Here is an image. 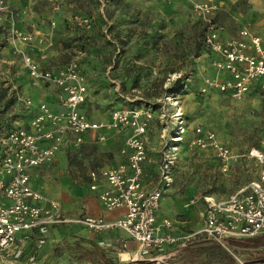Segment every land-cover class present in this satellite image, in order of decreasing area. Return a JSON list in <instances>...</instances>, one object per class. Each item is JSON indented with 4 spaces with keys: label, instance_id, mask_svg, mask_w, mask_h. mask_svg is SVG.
I'll list each match as a JSON object with an SVG mask.
<instances>
[{
    "label": "rangeland",
    "instance_id": "rangeland-1",
    "mask_svg": "<svg viewBox=\"0 0 264 264\" xmlns=\"http://www.w3.org/2000/svg\"><path fill=\"white\" fill-rule=\"evenodd\" d=\"M10 2L17 8L18 27L31 32L33 40L29 43V53L26 44L9 41L6 28L0 27V119L12 117L21 121L30 111L24 102L28 72L23 53L17 48L37 62L45 61L43 64L58 63L68 54L70 59L82 60L97 77L87 105L91 113L108 118L121 107L114 91L123 87L133 95V102L141 101L139 108L151 110L154 120L149 135L154 141L158 135H175L180 124L186 126L174 182L182 206L183 195L200 191L225 194L232 186L259 176L262 166L249 158H243L241 166L231 169L234 178L219 173L215 158L206 156L191 143L193 127L201 125L241 154L260 145L264 134V81L242 99H234L215 88L203 91L206 79L223 75L214 65L217 55L198 47L203 25L197 22V17L206 24L190 1L173 6L159 0ZM215 2L216 8L209 17L224 28L225 39L238 38L247 29L264 44V0ZM187 3L192 5L194 13L187 10ZM59 4L62 13L58 11ZM105 75H111L110 85L104 86ZM180 77H183L182 85L175 87ZM31 84H34L32 79ZM171 87L174 92L169 90ZM102 139L109 141V137ZM101 141L68 153L66 164L60 161L49 171L47 176L54 184L53 189H59L65 199H80L89 193L90 186L92 189L93 175L98 171L95 163L117 148H107ZM154 143L155 151L160 149L158 140ZM148 148L151 151L149 145ZM79 237L83 236L65 240L62 250L57 252L66 255L64 264H101L92 254V246L82 243ZM39 249L23 252L19 257L9 256L1 264H13L12 260L24 258V264H40ZM179 252L163 260L164 263L192 264L183 258L185 255H177Z\"/></svg>",
    "mask_w": 264,
    "mask_h": 264
},
{
    "label": "built area",
    "instance_id": "built-area-1",
    "mask_svg": "<svg viewBox=\"0 0 264 264\" xmlns=\"http://www.w3.org/2000/svg\"><path fill=\"white\" fill-rule=\"evenodd\" d=\"M164 1L172 3L176 0ZM188 1L205 20V47L217 55L214 65L223 75L218 79H206L203 91L215 88L234 99H242L251 91L255 80L264 81L261 38L243 29L240 37L225 39L224 28L209 17L216 8L215 0ZM0 27L6 28L7 39L11 42L28 44L33 40L31 32L18 27L17 8L10 0H0ZM17 50L23 53L34 83L53 86L64 93L61 102L65 110L56 113L44 103L27 125L16 121L7 127L0 124V196L9 200L7 204L0 202V256L19 257L34 241L37 247H42L52 228L68 224H77L96 234L123 231L137 241V259L158 264H165L163 260L202 236L232 252L230 239L264 234V134L259 146L241 154L201 125L193 127L192 145L200 152H211L220 173L232 176V162L243 158L254 159L262 169L257 178L239 184L225 194L204 192L199 198H192L190 204L199 200L205 204L202 226L191 233L174 234L173 220L168 217L160 220L159 211L164 194L175 182L186 126L180 124L175 135H162L157 184L148 189L144 181L145 164L149 160V131L154 120L151 110L124 106L113 111L108 121L93 120L83 109L88 87L77 59L48 67L42 66L23 49ZM103 129L131 131L121 149L124 162L100 169L92 181L93 189L100 181L107 184L99 193L105 209L124 208L125 213L113 220L90 215L69 217L58 201L32 187L31 171L53 163L63 146L71 143L79 147L89 131Z\"/></svg>",
    "mask_w": 264,
    "mask_h": 264
},
{
    "label": "crops",
    "instance_id": "crops-1",
    "mask_svg": "<svg viewBox=\"0 0 264 264\" xmlns=\"http://www.w3.org/2000/svg\"><path fill=\"white\" fill-rule=\"evenodd\" d=\"M25 46H26V51H29L30 53L31 47L29 48V43L26 44ZM44 62L45 61L39 63L43 66L45 65L43 64ZM27 72H28L27 78L29 81V86H27L26 88L27 92L26 95L24 96V98H26L24 102L27 103L28 100L31 101V104H25V106L30 111H29V115L23 118L21 121H19L18 119L15 121L22 125H27L30 122V120L40 112L39 106L44 103L47 104L48 107L53 112L59 113L64 111L65 108L61 102L64 93L61 92L58 88H55L53 86H48L43 83H34L33 80L32 82L34 84H31V77L29 75L28 69ZM261 81H262L261 79L255 80L252 85L251 91L247 95L258 89L259 83H261ZM90 118H92L93 120L108 121L111 118V114L108 118H100L94 113L90 112ZM130 132L131 131L128 129L121 131L112 130V129L89 131L85 135V141L81 146L76 147L73 144L69 143L63 146V148L57 153V156L53 161V163L33 169L31 171L32 187L37 191H39L40 193H42L47 198L58 201L62 207L63 212L72 218L81 215H90L95 217H103L107 220H113L117 217L122 216L125 213L124 208L111 210V211L107 210L102 205L99 199L100 191L104 190L107 187L105 181H100V184L96 189L93 188L91 189L90 186L89 193L82 195L80 199L74 198L71 200L70 198L65 199L64 194H62V192H60L59 189L56 190L53 189L54 184L49 181L47 175L50 170H53L54 165H56L60 161H62L63 164H66L67 161L66 157L68 153L72 151L78 152L81 150L82 147H85L86 145L98 144L100 140H102L101 142H103L104 146L107 148H110V146H117V148L114 151V153H110L106 158L97 161L95 163V169L99 171L102 168L116 167L120 163L124 162V157L121 155V149L124 146L125 140L129 136ZM107 137H109V141H104L102 139ZM150 138L151 136H149L148 145L151 148V151H149V160L145 164L146 176L144 183H146V187L148 189H153L156 186L158 179L159 162L161 157L160 149H161L162 135L157 136V140L159 143L158 146L160 149L156 151L155 149L157 148V145H154L155 144L154 142H157V140L154 141V139L152 138L150 139ZM204 153L206 156L207 155L213 156L211 152H204ZM241 165H242V161L232 162L231 164L232 169H234L235 166H241ZM231 177L234 178L233 173ZM238 185L232 186L231 188H236ZM202 194L203 192L200 191L195 194L183 195V200L185 204L184 206H182L181 205L183 204V201H181L182 197H180V194L175 193L174 183H173V185L170 188H168L166 193L164 194L161 209L159 211V219L161 220L165 217L172 219L174 222V229L172 233L174 234H178V235L187 234L198 230L202 226L205 204L202 202V200H199L194 204H190V200L192 198L197 199ZM0 202L7 204L9 203V200L4 199L2 196H0ZM177 206H179V208H177ZM80 235L86 238H91L92 240L98 238L100 245L102 246L103 249L106 250L108 255L110 257H114V259H116L118 262L122 264H138V262L143 261V260H138L136 258L137 252L139 250V245L137 241H135L133 238H131L127 233L123 231L112 230V231H107L105 233L96 234L87 231L86 229L82 228L77 224H70V225L68 224L66 226L54 227L48 232L46 236L47 239L46 243L39 249L38 260L40 264H64V260L67 259L66 255L65 254L62 255V253L57 254V252L58 251L60 252L62 250L60 248L62 247V244L64 243L65 240L72 238V236L75 237ZM253 238L255 237L242 238V239H253ZM36 247L37 245L34 241L32 244H29L26 247L25 252L31 253L35 250ZM179 251L180 249H178L176 252ZM178 254H180L181 257L185 255V257L183 258L185 260L188 259L189 261L185 249H182L179 253H177V255ZM238 257H241L240 260L242 262L258 261V260H254L256 259L255 252L244 253ZM8 258L9 256L7 257L0 256V264L8 261L6 260ZM25 259L26 258L20 260H12V261L13 264H24L26 262ZM173 259L175 260L176 257L174 256ZM68 264L71 263L68 262ZM165 264H172V263L166 262ZM180 264H184V263H180ZM255 264H264V263H255Z\"/></svg>",
    "mask_w": 264,
    "mask_h": 264
},
{
    "label": "trees",
    "instance_id": "trees-1",
    "mask_svg": "<svg viewBox=\"0 0 264 264\" xmlns=\"http://www.w3.org/2000/svg\"><path fill=\"white\" fill-rule=\"evenodd\" d=\"M162 3L169 5L172 4L175 5L176 3L183 2L185 0H176L172 3L165 2L163 0H159ZM189 6L187 7V10H189L191 13H194L192 9V5L190 3H187ZM60 9L58 10L60 13L64 12L61 9V4H59ZM197 22L201 23L203 25L201 35L199 36V39L197 41L198 47L201 48L202 51H206L205 47V34H206V26L203 24V21L201 18L197 17ZM74 59V58H73ZM70 56L68 54L65 55V57L59 61L58 63L52 64L50 62L46 63L48 67L55 66V65H65L69 61H71ZM79 63V67L82 73V76L85 80V83L88 87V96L87 100L83 104L84 112L90 117V111L87 108V105L89 103L90 98V91H94L93 86L95 85V76L92 75V73L87 69V66L83 64V61L80 59H77ZM105 85H110L111 75H105L102 76ZM183 77L178 78L175 81V87L182 85ZM170 91L174 92V89L172 87L169 89ZM115 95L117 99L122 104H125L130 107H137L139 108L142 103L141 101L136 100L135 102L132 101L133 95L129 94L128 91H125V89L120 88L119 90H115ZM142 99V98H141ZM119 107V108H121ZM15 118L12 117H4L0 119V124L4 127H7L15 121ZM259 146V145H258ZM215 166L218 168L219 164L217 160L215 159ZM210 192V191H206ZM213 193V192H211ZM79 240L82 243H88L92 246V254L95 255L101 264H122L118 262L114 257H110L105 249L102 248V246L99 243L98 238L95 240H92L91 238H85V237H79ZM229 244L232 247V252L228 251L226 248H224L222 245H220L217 242L212 241L211 239L207 237H200L191 244H189L184 249L187 253V258H189V261L192 262V264H240L237 257L241 256L244 253L248 252H255L256 253V259L254 260H264V234L257 236L253 239H235L232 238L229 240ZM138 264H156L154 261H140ZM158 264V263H157Z\"/></svg>",
    "mask_w": 264,
    "mask_h": 264
},
{
    "label": "water",
    "instance_id": "water-1",
    "mask_svg": "<svg viewBox=\"0 0 264 264\" xmlns=\"http://www.w3.org/2000/svg\"><path fill=\"white\" fill-rule=\"evenodd\" d=\"M245 263L246 264L264 263V260H258V261H255V262H245Z\"/></svg>",
    "mask_w": 264,
    "mask_h": 264
}]
</instances>
